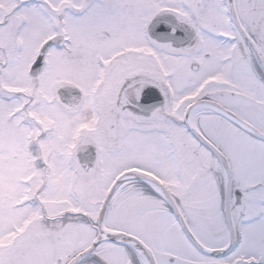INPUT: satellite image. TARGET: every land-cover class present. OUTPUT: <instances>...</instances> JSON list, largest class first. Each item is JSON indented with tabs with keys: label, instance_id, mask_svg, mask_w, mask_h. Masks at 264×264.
I'll return each mask as SVG.
<instances>
[{
	"label": "snow or ice",
	"instance_id": "6c2138e0",
	"mask_svg": "<svg viewBox=\"0 0 264 264\" xmlns=\"http://www.w3.org/2000/svg\"><path fill=\"white\" fill-rule=\"evenodd\" d=\"M0 264H264V0H0Z\"/></svg>",
	"mask_w": 264,
	"mask_h": 264
}]
</instances>
